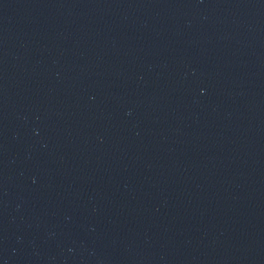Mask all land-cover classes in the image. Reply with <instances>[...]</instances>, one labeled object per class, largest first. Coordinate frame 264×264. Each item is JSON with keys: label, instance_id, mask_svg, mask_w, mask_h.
Returning a JSON list of instances; mask_svg holds the SVG:
<instances>
[{"label": "water", "instance_id": "95a60500", "mask_svg": "<svg viewBox=\"0 0 264 264\" xmlns=\"http://www.w3.org/2000/svg\"><path fill=\"white\" fill-rule=\"evenodd\" d=\"M0 264H264V0H0Z\"/></svg>", "mask_w": 264, "mask_h": 264}]
</instances>
